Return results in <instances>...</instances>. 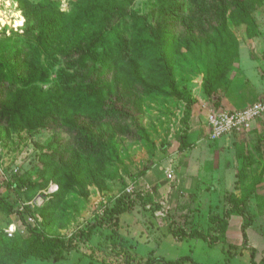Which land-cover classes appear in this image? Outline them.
<instances>
[{
  "label": "rangeland",
  "instance_id": "obj_1",
  "mask_svg": "<svg viewBox=\"0 0 264 264\" xmlns=\"http://www.w3.org/2000/svg\"><path fill=\"white\" fill-rule=\"evenodd\" d=\"M33 1L40 14L44 11L41 4L47 1L52 10L54 6L70 14L86 0ZM122 4V20L130 27L133 16L154 24L168 12L154 0H123ZM253 17L252 34L247 32L246 24L229 22L230 31L242 47V58L236 59L225 80L217 85L221 101L227 88L236 83V76L244 77L250 87L244 93L245 100L264 95V3ZM37 25L29 10H22L19 0H0V45L22 49L34 39ZM58 67L53 69L52 82ZM21 70L19 64V74ZM175 77L188 104L172 97L146 100L141 120L148 136L146 142L123 140L117 160L78 185L61 186L59 178L51 176L57 168L49 167L52 162L47 156L58 143L66 146L69 137L65 131L47 127L11 130L8 124H0V197L11 209L0 207V234L6 225L15 224L20 236H28L17 213L26 206L32 209L34 220L44 218L39 230L58 237L70 236L113 207L120 195L140 187L161 206L152 213L137 203L130 213L118 217L117 229L97 228L88 242L66 253L64 260L32 257L23 264H145L149 258L175 260L185 255L200 264H251L250 252L242 248V217L238 214L228 217L222 242L213 248L202 240H175L167 231L171 221L174 228L207 232L212 226L208 220L211 215L225 216L245 195L249 197L246 212L252 220L247 229L248 245L256 249L257 262L264 259V116L239 133L210 142L204 122L210 110L216 108L218 95L205 97L202 75L195 74L191 67L179 68ZM57 193L62 208L52 218H47L51 212L44 217L41 209L46 210ZM35 225L33 222L31 227Z\"/></svg>",
  "mask_w": 264,
  "mask_h": 264
},
{
  "label": "trees",
  "instance_id": "obj_2",
  "mask_svg": "<svg viewBox=\"0 0 264 264\" xmlns=\"http://www.w3.org/2000/svg\"><path fill=\"white\" fill-rule=\"evenodd\" d=\"M19 1L22 10H29L39 25L35 27L38 31L33 34L34 39L22 49L0 45V124H8L11 130L47 127L65 131L69 137L66 146L58 143L47 157L52 162L49 167L57 168L51 176L59 178V185L66 187L104 171L107 164L117 160L123 140L146 142L148 136L141 125L146 100L172 97L188 104L185 91L177 87L175 73L179 68L191 67L195 74L202 75L205 97L218 95L214 104L221 108L217 85L225 80L239 57V42L230 31L229 22L246 24L250 33L255 24L253 13L264 3L154 0L155 5L168 11L163 20L151 24L133 16L132 28L122 20L123 0H86L70 14L54 6L52 10L49 1L41 4L44 11L40 14L33 0ZM13 58L17 60L11 63ZM150 194L140 187L120 195L102 216L89 220L68 237L44 234L39 230L43 217L31 227L32 223L24 217H32L30 206L18 209L28 236L16 232L8 238L2 232L0 264H23L32 257L41 261L64 260L66 253L88 242L97 228L117 229L118 217L130 213L137 203L152 213L160 210ZM58 195L51 197L46 210L41 209L44 217L51 212L47 218H52L62 208ZM248 199L245 195L223 217L211 215L208 220L212 226L207 232L174 228L170 221L168 234L175 240H202L213 248L222 242L228 217L238 214L242 217V248L250 252L251 264H264V259L256 261V249L248 245L247 229L252 226L246 212ZM0 207L11 210L1 197ZM145 264L200 263L185 255L175 260L149 258Z\"/></svg>",
  "mask_w": 264,
  "mask_h": 264
},
{
  "label": "built area",
  "instance_id": "obj_3",
  "mask_svg": "<svg viewBox=\"0 0 264 264\" xmlns=\"http://www.w3.org/2000/svg\"><path fill=\"white\" fill-rule=\"evenodd\" d=\"M263 116L264 97L242 109L224 110L222 108L213 107L206 116L204 122L206 137L208 141L214 142L232 133H239L247 129L254 121ZM168 176L171 177L170 174ZM27 220L29 223H35V220L30 216H28ZM12 226L14 229H12ZM16 232H19L18 228L15 224H10L4 229L3 233L8 238H12Z\"/></svg>",
  "mask_w": 264,
  "mask_h": 264
},
{
  "label": "crops",
  "instance_id": "obj_4",
  "mask_svg": "<svg viewBox=\"0 0 264 264\" xmlns=\"http://www.w3.org/2000/svg\"><path fill=\"white\" fill-rule=\"evenodd\" d=\"M239 58H242V47L240 46H239ZM235 82L236 83L234 85H230L226 91L224 90L225 94L223 96L220 105L222 109L224 110L242 109L257 101L258 98L261 99L262 97H264V95L260 94L258 95L257 99L254 98V99L245 100L247 96H245L244 93L250 89V87L247 86L248 83H246L245 78L241 76H239V78L238 76H236Z\"/></svg>",
  "mask_w": 264,
  "mask_h": 264
},
{
  "label": "bare ground",
  "instance_id": "obj_5",
  "mask_svg": "<svg viewBox=\"0 0 264 264\" xmlns=\"http://www.w3.org/2000/svg\"><path fill=\"white\" fill-rule=\"evenodd\" d=\"M12 229H14V227L12 226Z\"/></svg>",
  "mask_w": 264,
  "mask_h": 264
}]
</instances>
